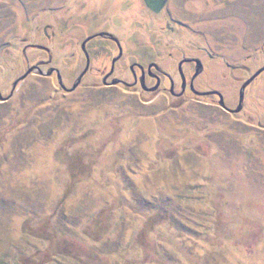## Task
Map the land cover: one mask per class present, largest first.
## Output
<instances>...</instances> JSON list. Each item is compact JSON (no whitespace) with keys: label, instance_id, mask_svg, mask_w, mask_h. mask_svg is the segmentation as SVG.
I'll return each instance as SVG.
<instances>
[{"label":"rangeland","instance_id":"374dc122","mask_svg":"<svg viewBox=\"0 0 264 264\" xmlns=\"http://www.w3.org/2000/svg\"><path fill=\"white\" fill-rule=\"evenodd\" d=\"M106 31L122 67L199 57L230 107L264 67V0H0V94L51 56L71 89ZM88 50L76 90L36 71L0 102V264H264V72L231 115L103 86L118 49Z\"/></svg>","mask_w":264,"mask_h":264},{"label":"flooded vegetation","instance_id":"af4514ba","mask_svg":"<svg viewBox=\"0 0 264 264\" xmlns=\"http://www.w3.org/2000/svg\"><path fill=\"white\" fill-rule=\"evenodd\" d=\"M148 11L151 14L158 15V14L152 12L149 8H148ZM102 33H105L106 35L104 37L99 36V34H102ZM90 37H94V38L87 41ZM90 37L85 39L80 44L82 46L81 51H82V53L86 59V66H85L84 70L82 71V73L77 78L75 83H77L79 81L81 76H82V78L80 80V83H83L85 78L92 72L91 64H92L93 58H92V54L88 50V46L94 39L100 38V39H103L105 41H109V42L113 43L118 49V53H117L116 57H114L111 61L110 68L109 69L105 68L102 71L101 75H99L101 77V80H102L101 82H102L103 86H106V87L123 86V87L129 88V89L140 90L143 93H149V94L157 93V92H164V93H168L174 99H181V98H186V97L187 98L188 97L189 98L190 97H196V98L213 97L216 99V101L218 100L219 105H220V95L218 94L220 92L218 90L211 88V87H201V85H198V80H199L200 76L202 75V73L204 72V69H205V65L203 64L202 60L199 57L193 56V55L187 56L185 54L182 55L178 59L176 66L174 65V69H175L174 75H172L169 72L168 68L164 67L159 62V60L162 59L161 55H158V57H157L158 60L152 61L147 65L145 63L143 64L141 62L135 61V62L129 63L127 66L122 67L121 63H122V60L124 59L123 57L125 55V50H124V47H123L121 40L115 34L106 31V32L95 33L94 35H92ZM84 43H86L85 49H86L87 53H85V51L83 50V44ZM120 46L122 48V55L120 56V58L118 60H116V62H114V60L117 57H119V55L121 54ZM209 54L211 57L212 54L211 53H209ZM53 64H54V59L51 56L49 60L42 61L39 65H36L34 67L39 68V70H36L39 73L40 72L46 73L52 69H55L58 72L54 71L52 73V75H50V77L56 75L57 79H58V75H59L58 73H60V70L58 68H55L53 66ZM118 68H120L126 74V75L124 74L125 75L124 78H122L121 75L118 74ZM127 79H129L130 81ZM114 82H117V83L112 84ZM58 83H59V79H58ZM248 87L245 90V96H244V101L242 104L243 105L242 110L239 113H232V112L226 110L228 113H230L231 115H236V114H240L243 112L244 107H245L244 103H245V101H247L246 91H247ZM64 91H69V90L66 87V89H64ZM240 92H241V90H240ZM240 92L238 94V104L236 106L234 105L233 107H230V106L225 104L227 106V108H229L231 110H236L239 107ZM198 93H210V94L202 95V94H198ZM1 97H2V95H1ZM223 97H224V95H223ZM215 99H212V100L214 101ZM7 101L8 100H1V98H0V102H2V103H5ZM224 102H225V100H224Z\"/></svg>","mask_w":264,"mask_h":264},{"label":"water","instance_id":"95a60500","mask_svg":"<svg viewBox=\"0 0 264 264\" xmlns=\"http://www.w3.org/2000/svg\"><path fill=\"white\" fill-rule=\"evenodd\" d=\"M144 2H145V4H146V6H147L152 12H154V13H156V14H160V13L164 10V8L167 6L169 0H144ZM105 35H106L105 33L99 34V36H103V37H104ZM109 36H110V35H109ZM111 37H112V36H111ZM92 38H94V37H90L87 41L91 40ZM85 45H86V43L83 44V50L85 51V53H87V52H86V49H85ZM120 50H121V54L119 55V57H117V58L114 60V62H116V60H118V59L120 58V56L122 55V48H121V46H120ZM87 55H88V54H87ZM198 63H199V62H198ZM36 70H39V68H38V67L30 68V69L28 70V72H27L22 78L18 79V80L14 83L13 91H12V93L10 94V96H9L8 98H5V99H4V98L1 97V95H0L1 100H9V99L13 96V93H14V91H15L17 85L19 84V82L22 81V80H24L29 74L35 72ZM54 71H57V70L52 69V70H50L49 72H46V73H44V72H40V73H42L43 75L50 76V75H52V73H53ZM57 72H58V71H57ZM263 72H264V67L261 68L259 71H257V72H256L251 78H249V79L244 83V85H243L242 88H241V92H240V104H239V107H238L236 110H231V109L227 108V106L225 105V102H224V97H223V95H222L221 93H218V94L220 95V105H221V107H223L225 110L230 111V112H232V113H239V112L242 110V107H243L242 104H243V101H244V96H245V90H246V88H247V87H248V86H249V85H250V84H251V83H252V82L258 77V76H260ZM58 74H59V75H58V79H59V83H60L61 87L64 88V89H66L65 85L63 84L62 77H61L60 73H58ZM81 78H82V76H81ZM81 78L79 79V81H78L77 83L74 84V86H73L71 89H68V90H69V91H74V90H76V88L78 87V85H79V83H80ZM116 83H117V82H114V83H112V84H116ZM198 94L206 95V94H210V93H198Z\"/></svg>","mask_w":264,"mask_h":264}]
</instances>
